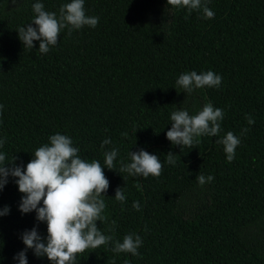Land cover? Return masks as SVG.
<instances>
[{
	"label": "trees",
	"instance_id": "16d2710c",
	"mask_svg": "<svg viewBox=\"0 0 264 264\" xmlns=\"http://www.w3.org/2000/svg\"><path fill=\"white\" fill-rule=\"evenodd\" d=\"M70 2L0 0V153L6 167L16 157L26 169L59 133L80 158L101 163L110 186L101 197L107 220L97 226L113 239L76 264H264V0H203L213 19L167 0H85L86 15L99 18L95 28L63 29L48 53L38 40L24 47L18 29L36 27L35 3L59 17ZM191 71H213L222 82L187 93L176 82ZM209 102L224 111L218 136L173 145L171 113L195 115ZM229 131L241 140L231 163L217 143ZM106 138L111 143L101 148ZM113 148L115 169H108L104 153ZM141 149L160 157L158 178L119 171ZM169 152L175 165L166 161ZM197 175L214 179L200 185ZM16 179L10 175L0 191V209L10 207L0 216V264H18L26 230L38 227L46 243L47 223L19 210L24 194ZM129 234L143 241L139 256L112 251ZM26 255L28 264H52L33 249Z\"/></svg>",
	"mask_w": 264,
	"mask_h": 264
},
{
	"label": "clouds",
	"instance_id": "9594fccd",
	"mask_svg": "<svg viewBox=\"0 0 264 264\" xmlns=\"http://www.w3.org/2000/svg\"><path fill=\"white\" fill-rule=\"evenodd\" d=\"M85 0H71L61 6L57 17L55 12L45 11L42 3H35L33 10L35 18L26 27L18 29L19 38L24 47L34 48V41H40L39 51L48 53L50 46L57 45L61 31L68 28L69 34L72 30L81 29L85 25L95 28L99 18L86 15ZM168 5L174 8H187L191 14L193 10H202L205 19H213L215 13L203 0H167ZM187 19V16L185 17ZM70 26V27H69ZM222 77L213 71L198 74L196 71L181 74L176 84L178 88L187 93L194 89L204 87H219ZM177 88V89H178ZM3 105H0L2 114ZM224 118V111L221 108H214L209 102L195 115H190L186 110H177L171 113L172 127L167 131L166 136L173 145L188 146L199 144L202 136L216 137L221 131V124ZM249 124H254V119L247 116ZM243 129L242 132H247ZM127 136L125 132L122 134ZM50 143L38 147L32 159L24 169L16 166L15 160L12 167H6V155L0 153V191H3L8 183V177H16L15 183L19 191L23 193L19 210L22 214L32 211L36 212V219L39 222L47 223V237L45 239L38 231V227L26 230L22 234L25 250L19 252L15 259L18 264H28L27 249H33L37 257L47 256L52 264H76L78 255L85 251L95 250L101 246L108 245L113 237L105 235L97 226V221H106L103 214L106 207L101 198L109 186L110 181L105 175L104 168L98 160L87 162L80 158L79 149L73 146L69 136L54 134L49 137ZM5 143L0 139V147ZM111 143L110 139L102 142L101 148ZM224 146L227 161L231 163L235 158V150L241 143L238 136L229 131L217 140ZM118 149L104 153V165L108 169H115L114 160ZM131 162L122 165L120 172H127L132 176L149 175L161 176L163 163L156 154L141 149L138 152H131ZM166 161L175 165L176 160L172 152L167 153ZM9 163V162H8ZM196 179L200 185L211 182L214 177L209 175H197ZM139 188L140 185L137 184ZM115 199L122 204L126 197L121 188H117ZM42 201V206H41ZM138 201L133 203V208L140 210ZM10 207L0 209V216L7 215ZM116 222L112 221L114 225ZM143 241L139 235L129 234L123 238V242L116 241L112 251L115 253L125 252L139 256L138 248Z\"/></svg>",
	"mask_w": 264,
	"mask_h": 264
}]
</instances>
